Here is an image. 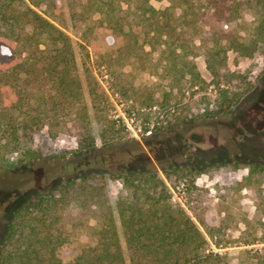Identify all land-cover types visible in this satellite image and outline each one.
Wrapping results in <instances>:
<instances>
[{
    "label": "trees",
    "instance_id": "1",
    "mask_svg": "<svg viewBox=\"0 0 264 264\" xmlns=\"http://www.w3.org/2000/svg\"><path fill=\"white\" fill-rule=\"evenodd\" d=\"M65 1L71 26L83 43L80 46L101 54L106 64L155 60L156 67L174 83L187 78L195 87L204 83L194 62L201 56L220 92L218 108L224 111L240 97L219 88L225 77L226 52L248 58L264 43V0H234V17L250 12L255 18L248 28L247 43L210 31L185 14L175 17L168 7L156 9L151 4L163 0ZM168 1L192 6L191 0ZM228 1L216 0L220 6ZM62 10L61 0H0V178L9 183L37 160L33 135L44 128L50 139L60 135L75 139L79 158L95 148L90 110L104 148L128 133L112 118V104L85 69L87 103L72 40L59 26ZM232 17L223 15V20ZM112 50L116 52L113 58ZM141 68L145 70L144 65ZM119 88L127 95V87ZM259 170L264 173L263 166ZM92 172L87 163L82 164L80 172L56 188L37 191L13 208L3 227L0 264H228L209 245L213 241L215 248L221 246L231 229L227 215L221 217V211L203 203L201 189L193 180L185 187L190 195L189 215L171 203L169 188L158 173L139 168L111 175L122 184L115 209L126 261L113 210L104 187L93 184ZM169 173L182 181L189 171L173 167ZM80 229L90 232L94 244L71 259L61 258L59 250ZM256 241L264 243V234L244 244ZM252 258L255 264H264V246Z\"/></svg>",
    "mask_w": 264,
    "mask_h": 264
},
{
    "label": "rangeland",
    "instance_id": "2",
    "mask_svg": "<svg viewBox=\"0 0 264 264\" xmlns=\"http://www.w3.org/2000/svg\"><path fill=\"white\" fill-rule=\"evenodd\" d=\"M61 1L63 10L59 26L72 40L87 103L85 69L96 78L112 104V118L120 107L127 115L130 111L138 122L147 117L153 125V133L137 139L125 133L112 147L104 148L90 110L96 143L94 150L83 158L75 153V139L66 135L50 139L46 128L35 133L32 148L39 154L37 160L20 171L15 182L0 178V243L4 224L13 208L37 191L56 188L87 163L95 173L93 184L104 187L126 261L127 252L115 209L122 184L111 175L139 168L158 173L169 192L182 183L186 187L193 180L201 189L203 203L212 210L221 211V217L227 215L231 225L221 246L215 248L213 241H209L210 247L224 256L228 264H255L252 256L264 243L244 244V241L254 237L260 239L264 234V173L259 170L260 166L264 167V43L248 58H240L231 50L226 52L225 77L219 88L226 89L229 94L238 93L240 97L224 111L218 108L220 92L201 56L195 57L194 62L204 83L195 87L187 78L174 83L156 67L155 60L134 59L125 66L117 60L106 64L101 54H94L89 46H80L83 43L71 26L66 1ZM151 4L156 9L168 7L175 17L185 14L202 27L243 43H247L249 25L255 23L250 12L234 17V0H229L226 6H220L216 0H191L189 8L168 0L151 1ZM223 15L233 17L225 21ZM93 18L98 19V15ZM144 50L149 51V48L145 46ZM185 52L190 53L189 50ZM110 55L113 58L116 52L112 50ZM143 65L145 70L142 71ZM119 85L127 87V95H122ZM152 107H156L155 112ZM222 163L229 165L217 166ZM173 167H187L189 173L185 180L180 181L177 174L169 173ZM252 169L258 171L251 172ZM189 197L185 188L183 205L171 203L183 207L190 215ZM89 223L94 224L93 220ZM228 241L234 242L224 245ZM93 244L90 232L80 229L59 250V256L71 259L82 248Z\"/></svg>",
    "mask_w": 264,
    "mask_h": 264
},
{
    "label": "built area",
    "instance_id": "3",
    "mask_svg": "<svg viewBox=\"0 0 264 264\" xmlns=\"http://www.w3.org/2000/svg\"><path fill=\"white\" fill-rule=\"evenodd\" d=\"M121 106H123L121 104ZM118 112L115 115L114 119L117 122H121L129 135L133 138H139V136L149 137L153 133V125L150 123L149 120L144 122H138L134 115H127V113L121 111L120 107L117 108ZM151 110V109H150ZM152 111H156V107H152ZM185 185L182 183L179 186L175 187L174 189H170L171 197L170 200L173 203H179L183 205L184 198V190Z\"/></svg>",
    "mask_w": 264,
    "mask_h": 264
}]
</instances>
